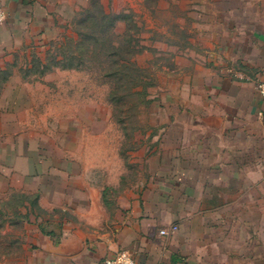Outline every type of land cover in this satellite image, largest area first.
I'll list each match as a JSON object with an SVG mask.
<instances>
[{"label": "rangeland", "instance_id": "rangeland-1", "mask_svg": "<svg viewBox=\"0 0 264 264\" xmlns=\"http://www.w3.org/2000/svg\"><path fill=\"white\" fill-rule=\"evenodd\" d=\"M56 1L50 2L45 34L16 57L8 55L15 76L0 92V264L35 261L36 214L49 220L45 231L57 235L62 231L56 224H77L73 212L50 201H85L90 193L110 208L108 201L142 195L155 169L171 165L172 135L182 128L178 121L224 116L219 102L225 96L210 85L216 75L235 73L226 66V44L263 26L264 0H100L107 12L131 16L136 30L130 31L140 47L131 61L152 84L148 105L130 112L123 107L120 113L108 101L109 84L94 70L55 69L42 76L27 71L33 55L45 63L65 37L76 38L71 21L88 1ZM126 29V23L116 22V44ZM24 145V155H18ZM9 167L48 175L23 179L9 174ZM33 194L45 201V213L19 206L29 204ZM261 232L264 250V223Z\"/></svg>", "mask_w": 264, "mask_h": 264}, {"label": "crops", "instance_id": "crops-1", "mask_svg": "<svg viewBox=\"0 0 264 264\" xmlns=\"http://www.w3.org/2000/svg\"><path fill=\"white\" fill-rule=\"evenodd\" d=\"M51 1L0 0V74L8 72L6 84L15 76L8 69L14 64L10 56L45 34ZM261 19L262 27L226 44V66L235 73L216 75L210 85L225 96L219 102L224 116L178 121L182 128L172 135L171 165L155 169L142 195L108 201L110 208L90 193L85 201H50L73 212L77 224H56L62 232L52 238L34 218L39 233L30 264H105L119 250L143 264H264V99L258 89L264 83V12ZM9 170L28 180L48 175ZM43 202L38 204L46 210ZM173 226L175 232L160 234Z\"/></svg>", "mask_w": 264, "mask_h": 264}, {"label": "trees", "instance_id": "trees-1", "mask_svg": "<svg viewBox=\"0 0 264 264\" xmlns=\"http://www.w3.org/2000/svg\"><path fill=\"white\" fill-rule=\"evenodd\" d=\"M87 1V5L80 9L71 21L76 38L65 37L52 52L49 50L45 63L38 55L32 54L33 66L27 71L42 76L55 69L94 70L98 72L103 82L109 84L108 101L118 107L120 113H124L123 107L130 112L140 105H148L150 101L146 99L147 87L152 84L149 83L147 75L131 61L133 54L139 52L140 48L130 31L132 28L136 30L131 16L124 13V10L115 14L107 12L100 0ZM118 21L126 23L128 29L119 35L116 44L114 27ZM7 74V71L0 74V84L7 81ZM130 117L131 114L129 117L126 115L118 119L123 123ZM19 194L23 198L28 196ZM31 196L33 200L29 201V204L26 205L22 201L19 206L29 208L31 214L35 210L45 213L38 204V194ZM3 214L8 215V213ZM13 214L18 216L19 213L15 211ZM39 217L36 214L34 218L41 233L57 238L56 233L45 231L44 224L49 220L43 218L38 222ZM24 218H29L27 213Z\"/></svg>", "mask_w": 264, "mask_h": 264}, {"label": "built area", "instance_id": "built-area-1", "mask_svg": "<svg viewBox=\"0 0 264 264\" xmlns=\"http://www.w3.org/2000/svg\"><path fill=\"white\" fill-rule=\"evenodd\" d=\"M0 17H2V19H0V23H1L4 20V13L1 9H0ZM258 89H259L260 95L264 99V83H261L258 86ZM176 230H177V227L173 226L170 229V231L162 230L160 234L163 236H166L170 232H175ZM105 264H143V263H140L139 261H137L131 252L127 250H119L115 253L113 257L106 259Z\"/></svg>", "mask_w": 264, "mask_h": 264}, {"label": "clouds", "instance_id": "clouds-1", "mask_svg": "<svg viewBox=\"0 0 264 264\" xmlns=\"http://www.w3.org/2000/svg\"><path fill=\"white\" fill-rule=\"evenodd\" d=\"M0 19H2V17H0Z\"/></svg>", "mask_w": 264, "mask_h": 264}]
</instances>
